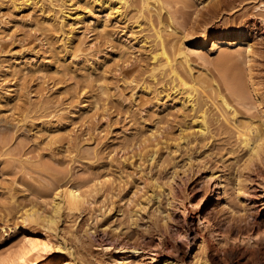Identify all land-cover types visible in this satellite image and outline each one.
<instances>
[{"label":"rangeland","instance_id":"374dc122","mask_svg":"<svg viewBox=\"0 0 264 264\" xmlns=\"http://www.w3.org/2000/svg\"><path fill=\"white\" fill-rule=\"evenodd\" d=\"M160 1L146 9L144 0H0V264H18L13 257L31 235L17 227L23 211L46 214L55 185L66 183L98 185L92 203L81 214L65 211L56 231L31 224L50 242L37 260L174 264L185 247L181 264L264 256V156L248 163L250 143L235 127L264 115L250 84L264 98V0ZM158 29L170 56L182 47L193 75L218 81L236 121L207 83L192 107L187 90L153 69ZM237 33L253 44L249 56L246 43L214 45L217 34ZM156 184L172 186L178 210H169L166 192L146 205ZM182 217L192 232L183 245L173 234ZM250 224L249 239L226 238L228 227L245 233ZM123 240L140 251L122 253ZM111 241L116 248H106Z\"/></svg>","mask_w":264,"mask_h":264},{"label":"bare ground","instance_id":"6f19581e","mask_svg":"<svg viewBox=\"0 0 264 264\" xmlns=\"http://www.w3.org/2000/svg\"><path fill=\"white\" fill-rule=\"evenodd\" d=\"M151 0H144L143 7L148 9L149 4ZM156 3H160V0H153ZM124 3V2H123ZM161 6V4H160ZM264 21V17H263ZM155 39L157 42H159V49L158 52L153 56V59L158 60L157 66L153 69H158L157 71L161 72L162 71H167V75L170 76L171 80L174 82H177L178 85H180L181 88L184 90H187V95L186 99L187 102H190L191 106L193 107L196 101V96L198 95V86L205 87L206 85L203 83H207L208 86H211L212 89L215 90L216 92V97H218V102L221 105V107L224 109V111L227 113V115H230L233 121L235 119V116L237 115L236 110L233 108L231 103L227 100L222 93V91L219 89L221 87H218L217 82H214V79L212 77H209L208 75L201 76L200 75H193L192 73V67L189 61V52L182 47H177V52L173 51L175 54H173V57L169 55L166 44L161 36L160 30L158 29L155 31ZM235 37L231 38L230 35H221L217 34L216 37L214 38V45L218 44H235V43H246V46L248 48V56L250 53L253 52V44L249 42H244V36L241 34H234ZM208 39V34L206 31L202 32L199 38L196 40V44L199 46H204L207 43ZM226 54L227 52L221 57V59L225 58L227 59ZM178 56V57H176ZM179 59V60H178ZM177 62H180L181 65L184 66V70L187 72L189 75V78L192 79V83L188 84V81H185L183 76L180 74L178 68H177ZM157 67V68H156ZM180 67V66H178ZM155 71V70H154ZM182 72V70H181ZM162 73V72H161ZM186 76V75H185ZM252 79V77H250ZM176 83V84H177ZM175 84V85H176ZM251 88L253 91V94L255 96V99L260 105L263 102V95H261V92L259 91L258 87L256 86V82L252 79L250 81ZM227 85V84H226ZM225 86V85H224ZM203 89V88H202ZM229 89V88H228ZM186 92V91H185ZM237 93V92H236ZM240 93V92H239ZM243 97V96H242ZM244 98V97H243ZM243 98L241 100H243ZM262 113H264L262 111ZM200 122H199V129L198 132L202 135L209 134V121L207 118V113L206 110L201 109L200 110ZM254 116L250 117L249 119H242L238 120V123L235 125L237 129H239L240 136L242 137L243 141L249 142V148H248V163H251L253 161L261 162L262 158L264 156V115L262 119L255 118ZM150 160L153 161L155 160L156 154L155 150L151 151L150 154ZM239 184V182H238ZM97 183H92L90 184L89 187H85L84 189L81 188L78 184H65V185H55V188L52 190L51 194V208L49 212L46 214L38 212L36 209L30 208V209H25L22 213L21 216V224H19L17 227L22 231L23 233H28L31 234L30 236L28 235L26 241L22 243L21 249L18 251L17 254H15L13 257L18 264H74V262L70 260H66L63 263H57L55 260H37L38 259V254L40 251L45 248L50 246V242L46 238L44 239H39L35 237L36 231L31 228V224H40L44 229L46 230H51V231H56V224L61 217V215L66 211L68 213H82L85 207L87 205H90L92 203V198L93 197L92 193L94 194V191L96 192L97 188ZM100 186V185H99ZM156 187L159 188V191L156 193L153 190H151V193H148L145 196V202L146 205L154 200L157 199L158 202H160V197L162 193H165L166 196V203L168 205L169 210L175 211L178 210L179 208L176 205V200L173 196V191H172V186L168 185V187H162L160 184H156ZM167 190V191H166ZM141 206L140 209H143L146 207ZM158 208V207H157ZM138 210H134L130 214V218L133 223H135V218L134 216L136 215ZM170 213V212H169ZM171 214V213H170ZM182 214H179L181 216ZM166 218H171V215L165 214ZM181 218V217H180ZM206 220L209 221V219L206 217ZM168 227L170 226L169 223ZM174 231L173 234H176L179 238V241L184 244V240L182 238H187L189 239V236H191V228L188 227V222L185 220L184 217H182L181 224L178 225ZM249 228V229H248ZM247 232L244 233L240 231V229L235 230L232 227H228L225 230V236L227 239H232V240H244L245 238L249 239L252 237L256 226L254 224H250L248 226ZM95 232V231H93ZM43 233V232H42ZM168 233L167 231L161 230L159 232V236ZM198 233L195 232L192 235V239H196ZM97 236V234H96ZM167 235L165 238H159V243L162 245L166 244V241H168ZM189 241H187L188 243ZM113 245V247L116 248L115 242L111 241L109 242V245H106V248L108 246ZM141 246L133 241H124L121 243L119 250H121L122 253L124 252H137L140 251ZM56 249L58 252H61L65 249L64 244L58 243L56 246ZM187 249L185 247L184 251L180 254L179 258L176 259V262L174 264H181L183 263V259L186 255ZM66 250V249H65ZM11 262V261H10ZM181 262V263H180ZM203 264H208L207 261H204ZM252 264H264V256L263 257H258L256 256L255 260L253 261Z\"/></svg>","mask_w":264,"mask_h":264}]
</instances>
